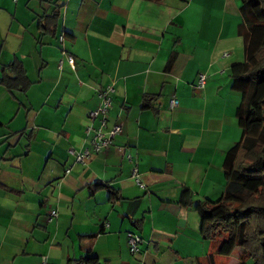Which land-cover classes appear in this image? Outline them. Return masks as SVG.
<instances>
[{"label":"crops","instance_id":"obj_1","mask_svg":"<svg viewBox=\"0 0 264 264\" xmlns=\"http://www.w3.org/2000/svg\"><path fill=\"white\" fill-rule=\"evenodd\" d=\"M241 22L239 0H0V80L20 62L32 82L0 84V264H239L203 238L195 205L223 196L242 137ZM112 85L106 129L122 132L79 163Z\"/></svg>","mask_w":264,"mask_h":264},{"label":"trees","instance_id":"obj_2","mask_svg":"<svg viewBox=\"0 0 264 264\" xmlns=\"http://www.w3.org/2000/svg\"><path fill=\"white\" fill-rule=\"evenodd\" d=\"M242 22L239 35L245 42V61L232 68V88L240 94L236 111L241 140L227 153L226 190L217 201L195 205L202 220L204 239L217 254L239 252V264H264V0H239ZM11 75L0 80L10 91L26 93L32 82L20 62L9 66ZM180 204L192 205L185 191ZM84 264H98L87 259Z\"/></svg>","mask_w":264,"mask_h":264},{"label":"built area","instance_id":"obj_3","mask_svg":"<svg viewBox=\"0 0 264 264\" xmlns=\"http://www.w3.org/2000/svg\"><path fill=\"white\" fill-rule=\"evenodd\" d=\"M61 40L63 41L64 38L61 37ZM62 54L64 55L65 59L60 60L59 68L62 69L64 62L66 61L70 65L71 69L75 71L77 68L75 57L72 55H69L66 52H63ZM205 82H206L205 75H201L200 80H199L200 86L204 87ZM113 93H114L113 85L99 92V97L102 101L101 105L90 113V121L92 123L95 121H98L99 127L94 131L93 139L90 142L91 148L90 149L87 148L84 152L82 151V152L77 153V156H76L77 162L83 163L84 160L90 156L91 152L95 154L103 153L104 151H106L112 146L115 137L121 134L122 127L120 125H115L110 131H107L106 129L108 114L112 107ZM177 104L178 103L176 100H173L171 103L172 107L176 106ZM69 172L70 171L68 170L67 173ZM133 179L135 180V182L140 188L145 189V186L141 180L138 167L134 168L133 170ZM49 217H50V221H52L53 219L58 217V213L55 210L50 211ZM142 243H143V239L139 235L137 234L129 235V247H130V252L132 254H137L140 252V245ZM41 264H48V258L43 257Z\"/></svg>","mask_w":264,"mask_h":264},{"label":"rangeland","instance_id":"obj_4","mask_svg":"<svg viewBox=\"0 0 264 264\" xmlns=\"http://www.w3.org/2000/svg\"><path fill=\"white\" fill-rule=\"evenodd\" d=\"M238 252H239V250H236V251H235V254L232 255V256H230L231 258H230L229 261H232V260L235 261V262L238 261V260H239V259H238L239 255H236ZM235 262H234V263H235ZM235 264H236V263H235ZM249 264H251L250 261H249Z\"/></svg>","mask_w":264,"mask_h":264}]
</instances>
